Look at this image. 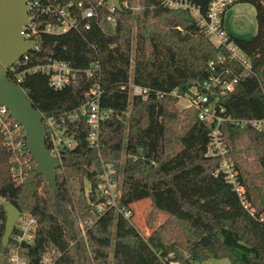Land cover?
<instances>
[{"label": "trees", "instance_id": "trees-1", "mask_svg": "<svg viewBox=\"0 0 264 264\" xmlns=\"http://www.w3.org/2000/svg\"><path fill=\"white\" fill-rule=\"evenodd\" d=\"M128 1L129 6L123 5L122 10L116 11L115 26L107 19L109 8L104 6L100 9L101 16L92 21L89 29L37 35L40 56L48 54L70 61L82 71L76 81L62 89L51 86L48 75L41 72L27 74L21 82L35 108L46 119L55 117L58 127L76 140L75 147H66L62 152L65 160L57 169L58 194L47 178L37 172L36 162L22 183L13 180L9 155L0 135V154L8 166L6 177L0 182V198L15 204L22 213L37 216L39 221L35 240L25 246L22 255L29 264H43L44 254L55 248L60 254L51 264H109L114 245L112 264H199L220 257H229L232 264H264V221L244 207L223 176L213 174L221 158L205 156L210 140L209 124L190 109L177 112L174 96L161 99L151 96L147 100L135 96L126 132L125 112L130 96L121 91L122 84L133 77L143 86L163 91L178 89L184 94L195 80L209 74V62L226 53V49L210 40L188 9L170 8L159 0H141L143 9L135 13L133 0ZM189 1L206 12L212 0ZM240 2L254 5L257 33L251 39L230 34V39L251 57L255 73L241 78L236 89L223 98V104L236 117H261L264 115V0H235L234 4ZM94 63H99L101 69L89 76L85 69ZM9 77L14 79L11 73ZM96 84L108 88L105 103L114 109V117L101 125L100 149L89 144L85 118L68 117L86 101V93ZM225 130L231 154L247 188L248 202L259 215L264 211V191L257 182L259 175L236 155L245 150L254 153L264 177V130L241 129L231 124H226ZM47 132V146L51 148L48 126ZM244 136L248 141L244 149H239L237 145ZM183 152H188L192 161L170 170L169 164ZM123 153L126 158L122 164ZM103 160L116 164L123 172L122 204L131 209L129 201L142 189L152 198L153 208L146 217L149 234L142 233L132 218L123 214H118L116 220L111 209L94 215L96 205L103 200L95 190ZM190 167L207 172L203 183L176 207L166 210L157 202V186L166 183L175 188L176 177ZM85 179L91 183V203L84 186L79 196L72 193L73 181L84 184ZM4 206L0 205V264H12L10 249L16 231L5 248ZM159 211L166 212L167 218L157 225ZM79 216L87 221L86 238ZM205 235L210 239L207 244L201 242Z\"/></svg>", "mask_w": 264, "mask_h": 264}, {"label": "built area", "instance_id": "built-area-1", "mask_svg": "<svg viewBox=\"0 0 264 264\" xmlns=\"http://www.w3.org/2000/svg\"><path fill=\"white\" fill-rule=\"evenodd\" d=\"M159 1L170 8L188 9L210 40L217 46H223L226 53H221L211 60L208 64L209 74L203 79L195 80L184 94L179 93L178 89L163 91L143 86L136 83L133 77L121 85V91L126 92L132 98L138 96L143 100H147L151 96L157 99L174 96L177 98L176 105L182 110H192L200 120L209 124L210 140L205 156L221 158V162L213 174L223 176L237 192L244 207L254 217L264 221V211L257 215L248 202L247 188L242 182L237 161L231 154L232 149L225 130L226 124L241 129L264 130V115L261 117H236L229 113L223 104V98L236 89L241 78L255 73L251 57L230 39V33L226 31L223 24L222 14L234 4L235 0H212L206 12H202L200 7L189 0ZM121 3L129 6L128 0H121ZM104 6L109 8L107 19L114 26L117 25L118 20L115 13L118 9L106 0H30L27 6L30 21L23 27L22 32L26 40H35L36 44L13 66L9 67L8 75L11 73L14 77L13 81L21 85L27 74L41 72L48 75L50 85L56 89H62L76 81L77 75L82 69L76 68L70 61L56 59L48 54L40 56L38 52L41 49L37 35L40 32L63 34L70 30L89 29L92 26V21L98 20L101 16L100 9ZM31 60L34 61L28 65ZM21 67L23 68L21 69ZM100 69L99 63H94L85 71L91 76L95 70ZM109 92L108 88L100 84L92 86L86 93V101L68 115L72 120L85 118L89 127V144L98 149L101 148V125L104 121L114 117V109L105 103ZM44 121L46 128L48 126L50 130L51 148L49 149L53 155L62 158L64 149L75 147L76 140L73 135L65 134L58 127L55 117L44 118ZM0 135L9 155L8 163L12 178L15 182L22 183L35 160L27 146L24 126L12 115L10 109L3 105L0 106ZM63 164L64 160H62L61 166ZM102 164L103 171L95 190L103 200L96 205L94 215L97 216L111 209L131 218V209L122 204V170L114 163L103 160ZM90 192L91 190L87 193V198L91 203ZM6 203L5 198H0V205ZM86 223V219L79 216V225L85 238L87 237ZM38 225L37 216L21 212L14 228L16 231L15 243L10 249L12 264H29L28 259L22 255V251L26 245L33 244ZM59 254L55 248L48 250L43 256V264H51L54 257ZM172 264L177 263L172 262Z\"/></svg>", "mask_w": 264, "mask_h": 264}, {"label": "water", "instance_id": "water-1", "mask_svg": "<svg viewBox=\"0 0 264 264\" xmlns=\"http://www.w3.org/2000/svg\"><path fill=\"white\" fill-rule=\"evenodd\" d=\"M29 1L0 0V106L8 107L12 115L24 126L27 146L37 164V172L47 178L54 192L58 194L57 169L65 158L51 153L47 146L44 113L35 108L29 92L8 75L9 67L36 44L35 40H26L22 32L23 27L30 21L27 7ZM106 1L116 6L118 10L123 9L121 0ZM4 208L7 215L3 246L6 248L21 210L12 202H7ZM201 242L207 244L210 239L205 235Z\"/></svg>", "mask_w": 264, "mask_h": 264}, {"label": "rangeland", "instance_id": "rangeland-1", "mask_svg": "<svg viewBox=\"0 0 264 264\" xmlns=\"http://www.w3.org/2000/svg\"><path fill=\"white\" fill-rule=\"evenodd\" d=\"M132 8L135 13L140 12L143 9V2L141 0H133ZM224 27L227 32H231L232 35L244 38L251 39L255 36L258 29V23L256 19V9L253 4L247 2H240L230 6L224 15ZM135 49V39L133 42V55ZM134 66V59L132 60V70ZM132 101L133 98L130 97L129 106L125 112V123H126V132H128L130 115L132 110ZM176 111L182 112L183 110L176 105ZM248 141L247 136H244L238 143L237 147L239 149H244ZM237 158H240L245 161V166L250 169L253 173L259 175L257 182L262 186L264 191V177L263 171L261 168V163L257 156L254 153H247L246 150L237 153ZM126 154L123 153L122 164L125 162ZM192 161V158L188 152H183L177 156L171 164H169V169H174L180 166H183ZM8 170L7 162L5 161L2 154H0V182L6 177ZM204 171L200 167H190L186 170H183L176 177V186L175 188L169 186L166 183H160L156 188L157 202L164 206V208L172 209L180 203L182 198L189 196L196 188H198L205 178ZM85 187V194L91 190V183L88 179H85L84 184L80 181H73L72 193L74 197H77L81 194V187ZM129 207L132 211V221L140 229L142 233L149 234L151 229L147 226L146 217L147 214L153 208L152 198L148 195L145 189H142L138 192L133 198L129 201ZM115 219L117 220L118 212H115ZM167 218V213L164 211H159L157 214V225L163 223ZM115 232V228H114ZM114 246V245H113ZM113 246L110 255L109 264L113 263ZM199 264H232L229 257H220V258H209Z\"/></svg>", "mask_w": 264, "mask_h": 264}, {"label": "crops", "instance_id": "crops-1", "mask_svg": "<svg viewBox=\"0 0 264 264\" xmlns=\"http://www.w3.org/2000/svg\"><path fill=\"white\" fill-rule=\"evenodd\" d=\"M230 34H232V33L230 32Z\"/></svg>", "mask_w": 264, "mask_h": 264}]
</instances>
